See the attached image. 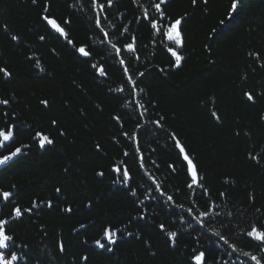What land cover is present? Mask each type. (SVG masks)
I'll return each mask as SVG.
<instances>
[{
	"label": "trees",
	"instance_id": "obj_1",
	"mask_svg": "<svg viewBox=\"0 0 264 264\" xmlns=\"http://www.w3.org/2000/svg\"><path fill=\"white\" fill-rule=\"evenodd\" d=\"M160 2L0 0V131L13 132L0 157L21 148L0 165L13 236L0 251L14 264H195L200 251L204 264H255L245 252L264 264L247 235L264 230V0L234 13L233 0ZM180 18L178 43L166 33Z\"/></svg>",
	"mask_w": 264,
	"mask_h": 264
},
{
	"label": "snow or ice",
	"instance_id": "obj_2",
	"mask_svg": "<svg viewBox=\"0 0 264 264\" xmlns=\"http://www.w3.org/2000/svg\"><path fill=\"white\" fill-rule=\"evenodd\" d=\"M109 5H111L112 0H108ZM164 0H161L160 3H157L154 5L155 9L157 11L160 10L161 8V3H163ZM193 3H196V0H193ZM240 3V0H233L232 4H231V12L234 13L236 12L238 5ZM101 8H103V5H100ZM147 12H145V16H147ZM161 15H163V13L161 12ZM44 19L47 21V23L53 28L55 29L57 32L65 35V37H67V34L64 32V28L61 27V25L57 22L56 19L54 18H50L49 16H44ZM181 19H177L172 25L171 27L168 29L167 31V36L170 40H174L176 42H182L181 41V33L178 30V25H180L181 23ZM65 23H68V21H65ZM97 25L100 24L99 19H97L96 21ZM221 23H223V21H221ZM152 26L155 28L157 25L155 22H153ZM105 35L107 36V33H105ZM43 39V37L41 38ZM134 39V38H133ZM69 43H71V41H69ZM126 48L129 50H134V46L133 44H127ZM78 51L83 54L84 56H88L90 55V53L88 51H86L85 46H81ZM169 51H172L173 56L176 57V63L177 65H179L182 57H180L175 51H173L172 49H169ZM117 52H119V49H117ZM258 55V54H257ZM121 63H123V61H121ZM93 67H96V65H93ZM98 71L101 75H106L103 66H100L98 68ZM125 71H127V68H125ZM0 72H2L4 74V76H10L11 73L8 72V70L6 68H0ZM122 90V89H121ZM247 97L249 100H252L253 97L251 95V93H246ZM0 103L3 104H8L9 101L7 99L4 100H0ZM41 103L43 105H47L48 101L44 100L41 101ZM213 115H215V113H213ZM219 117H217L218 119ZM117 119H119V117H117ZM53 123H55V121H53ZM157 124H159V121L156 122ZM36 135L38 137H40L39 140V145L41 148H43L45 146V143L47 144H52L53 140L49 138V136L44 135L43 133H36ZM0 137H2V140H0V143H3L4 141H9L10 139H12L13 137V132L12 131H0ZM176 144L177 146H179V150L180 153L183 154V160L187 162L188 165V172L191 176V183L188 185L189 188H192L194 185H196L198 183L197 180V166L196 164L193 163L192 159L188 156L187 152L185 151L184 147L182 145H180V142L178 140H176ZM21 152V148L17 147L14 151L11 152L10 155H4L2 157H0V165H5L7 164L9 161H11L14 157H16L19 153ZM125 155H128L127 153H125ZM174 169V166H171ZM119 167L116 168V171H119ZM100 175H103V173H100ZM123 176L125 178V182L127 181V179L129 178V173L127 170V167L125 166L124 168V172H123ZM57 192H59L60 190L57 189ZM13 195L12 192H2V196L4 200H8L11 196ZM169 200L172 199L171 196L168 197ZM49 206H51V201L48 202ZM70 210V209H69ZM14 213H15V217L16 218H20L23 215V211L21 209V207L17 206L14 208ZM28 212H31L32 209L29 208L27 209ZM189 211H191V209H189ZM203 215H207V213H203ZM197 219H199V217H197ZM8 221L7 220H2L0 219V249H7L9 248V242L13 240V236L7 234V230H6V225H7ZM161 229H164V225L161 224L160 225ZM119 231V229H111V228H106L104 230V237L107 238L108 241H110L111 243H115L114 237L117 236V232ZM168 236L173 240V242L175 241V238L177 236L176 232H168L167 233ZM129 235H131L129 233ZM248 236L252 237L255 240H260V241H264V230H261L259 228H257L256 226H253L251 228V230L247 233ZM221 239H225V237H221ZM96 244L99 245L101 248H103L105 245L103 243H101L100 240H96ZM62 245H61V249H62ZM245 256H250L251 260L255 261V264H261V259L258 258L256 255H252L249 252H245L244 253ZM10 256V258H9ZM18 260V256L16 255V253H10L8 255L5 254V252L0 251V264H14V262H16ZM192 261H195V264H204L205 261V253L203 251H200L198 253H194V255L191 257Z\"/></svg>",
	"mask_w": 264,
	"mask_h": 264
}]
</instances>
